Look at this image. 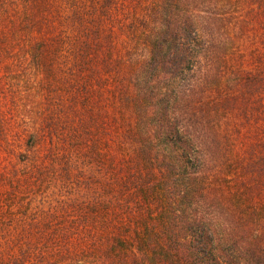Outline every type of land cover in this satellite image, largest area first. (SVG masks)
Wrapping results in <instances>:
<instances>
[{"label": "trees", "instance_id": "obj_1", "mask_svg": "<svg viewBox=\"0 0 264 264\" xmlns=\"http://www.w3.org/2000/svg\"><path fill=\"white\" fill-rule=\"evenodd\" d=\"M122 5L0 0V49L9 28L23 24L30 60L50 88L65 61L79 93L89 78L109 104V149L96 141L84 154L89 181L107 190L82 216L101 218L93 263L264 264V143L232 161L235 134L264 114V0L156 1L148 54L135 66L105 20ZM247 55L254 72H238L234 60Z\"/></svg>", "mask_w": 264, "mask_h": 264}, {"label": "rangeland", "instance_id": "obj_2", "mask_svg": "<svg viewBox=\"0 0 264 264\" xmlns=\"http://www.w3.org/2000/svg\"><path fill=\"white\" fill-rule=\"evenodd\" d=\"M156 1L123 0L111 22L105 19L116 27L119 53L131 65L148 54V11ZM13 14L16 22L23 17L16 18L15 5ZM22 25L9 28L0 49V264H94L89 247L94 222L101 218L92 212L87 221L82 216L92 211L98 191L106 195L107 190L89 181L84 154L96 141L104 154L108 151L109 104L103 92L97 99L89 78L82 80L89 88L79 93L77 76L65 61L56 64L50 88L42 68L30 60ZM238 51H232L234 58ZM248 56L234 60L238 72H254ZM235 135L232 161L241 162L246 148L264 143V114Z\"/></svg>", "mask_w": 264, "mask_h": 264}]
</instances>
